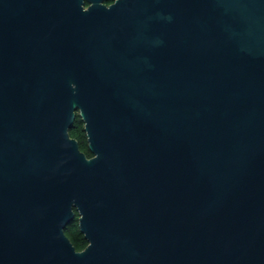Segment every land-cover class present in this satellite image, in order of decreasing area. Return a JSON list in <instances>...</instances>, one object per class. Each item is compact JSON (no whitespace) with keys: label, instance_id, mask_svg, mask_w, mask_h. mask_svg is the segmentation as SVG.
I'll return each instance as SVG.
<instances>
[{"label":"water","instance_id":"1","mask_svg":"<svg viewBox=\"0 0 264 264\" xmlns=\"http://www.w3.org/2000/svg\"><path fill=\"white\" fill-rule=\"evenodd\" d=\"M86 1L0 0V264H264V0Z\"/></svg>","mask_w":264,"mask_h":264},{"label":"trees","instance_id":"2","mask_svg":"<svg viewBox=\"0 0 264 264\" xmlns=\"http://www.w3.org/2000/svg\"><path fill=\"white\" fill-rule=\"evenodd\" d=\"M83 127V120L77 114L72 126L69 129V133L71 137H74L78 141L81 151H83L88 157H91L93 154L88 148L86 132ZM65 234L69 237L70 241L77 250L83 249L87 244V241L80 232L77 223H72L67 228H65Z\"/></svg>","mask_w":264,"mask_h":264},{"label":"flooded vegetation","instance_id":"3","mask_svg":"<svg viewBox=\"0 0 264 264\" xmlns=\"http://www.w3.org/2000/svg\"><path fill=\"white\" fill-rule=\"evenodd\" d=\"M114 2H115V0H103V1H102V3H103L104 5H106V6H109V5L113 4ZM84 4H85V7H86V6L89 5V2L85 0ZM78 216H79V215H78L77 211L75 210V218H74V220H73L70 224H72V223H77V226H78ZM75 219H76V221H75ZM70 224H69V225H70ZM69 225H68V226H69ZM68 226H67V227H68ZM67 227H66V228H67Z\"/></svg>","mask_w":264,"mask_h":264}]
</instances>
